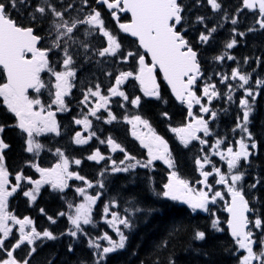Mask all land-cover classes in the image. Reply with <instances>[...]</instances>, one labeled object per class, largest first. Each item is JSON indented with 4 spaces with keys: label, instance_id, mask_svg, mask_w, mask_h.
<instances>
[{
    "label": "snow or ice",
    "instance_id": "6c2138e0",
    "mask_svg": "<svg viewBox=\"0 0 264 264\" xmlns=\"http://www.w3.org/2000/svg\"><path fill=\"white\" fill-rule=\"evenodd\" d=\"M82 3L83 8L90 10L82 16L67 19L66 13L75 8L71 3L66 7L61 3V8L58 9L51 0H39L33 8L31 0H0V68L6 75V82L0 83V97L3 98V104L7 111L13 114L16 119L14 125L0 124V252L3 253L0 256V264H30L31 258L37 252V241H55L65 235L72 237L73 241H78L81 236L85 237L87 248L92 251L93 264H107L111 254L126 249L129 233L135 227V214L145 211L136 206L139 202L135 200L129 201L132 214H129L128 209H125L123 216L118 211L113 210L118 207L115 201L110 205L105 204L102 209V218L115 232L118 239H113L107 232L99 236H91L84 226L93 224V206L100 199L101 193L90 194L88 189L94 186L102 189L105 185L102 182L94 185L85 176L70 171V160L59 148L56 149V154L60 160L53 166L43 168L36 163L30 164L40 174L39 179L34 180L32 177L26 176L23 170L15 173V183L9 179L13 174L8 170L5 162L4 153L10 147L3 137L6 127H15L21 134L25 135V150L34 155H39L40 150L44 147L37 140V137L47 133L60 135L56 112L51 109L52 105H56L57 111L69 110L65 103V97L71 94L74 87L72 81L77 76L76 60L74 59L76 53L70 51V48L76 42L75 33L77 29L82 25L88 26L89 30L85 32L86 36L98 34L106 38V46L97 50L98 56L116 57L119 55L121 61L125 63L129 58H133L136 59L138 67L134 71H122L115 75L114 84L108 87L107 95L102 94L98 83L94 86L95 90L88 87L83 93V98L79 101L85 108H88V113L82 119L74 118V123L83 125L86 131L89 130L92 127V121L88 116L98 120L102 119L98 115L101 109L107 111L108 120L106 122L111 123L116 120V116L108 110L112 97H120L123 101L138 107L141 103V97L135 96L130 99L122 90V86L129 79L139 82L144 96L162 99L160 85L157 83L155 75L158 68L163 74L164 80L171 86L175 99L187 105V114L192 118L190 122L181 127L172 128L171 131L177 135L180 144L185 148L189 147L193 141H199L202 146L201 152H205L203 146L212 148V155L219 156L221 161L226 162L228 172H221L219 167L212 164L211 158L207 154L198 156L195 158V165L202 179L196 180L195 183L202 185V187H194L193 182L178 174L176 161L168 142L156 133L147 119H143L140 115H134L131 119L125 117V120L132 125V135L147 149L146 160H140L131 155L111 137H108L106 141L100 140L99 142L101 144L107 143L113 153L117 150L123 153L122 160L117 162L110 156L106 157L99 149L88 155L86 159L97 163L110 160V170L114 174L129 173L137 168L153 169L155 162L162 161L170 171L167 182L163 183L156 195L171 201L182 202L193 213L197 211L210 213V205L216 204L218 200L224 201L225 193L215 190L214 185L224 186L230 196V200L225 201L224 210L228 213L227 229L234 245L231 254L237 256L238 264H254V262L255 264H264V219L260 216H255L254 219L249 218V214L254 213L255 209L250 207V201L246 198L244 186L241 183L245 172L240 170L242 167L240 162L243 160L250 165V157L256 154L252 150L258 147V143L250 131V116L254 114L255 102L260 93L250 85L251 73L241 72L238 65L231 70L230 75L218 74L221 76L220 83L225 84L228 90V101H233L234 86L231 83H226L227 81L237 80L239 83L235 87L243 90V96L239 99L242 115H237L235 127L232 128L233 133H240V138L234 144H227L221 150V145L226 143L225 140L217 139L214 144L209 145L208 140L199 135V133H203L204 137L211 135L209 121L203 116L194 115L192 111L194 105H199L202 113L208 114L211 119H215L217 112L207 105L211 104L213 98H219L222 93L218 92L214 83H206L202 89L203 96L197 95V82L204 74L201 70L197 51L194 50L191 42L185 38L187 30H180L183 28L184 13L187 8L182 0H96L97 4L106 6L120 31L136 38L138 48L143 49V53L140 51H127L125 53L117 36L105 27L101 12L97 8H91L89 0H82ZM201 3L202 0H195L196 5ZM207 4L211 6L214 12L222 9V4L218 0H207ZM83 8L79 11L82 12ZM25 9H30L26 17L29 21L28 25L18 22V19L13 17V12L16 13L17 17H20ZM244 10H249L255 14V25L258 27H249L247 32H238L233 28L232 31L235 35L226 44V49H232L236 46V35L243 37L248 33L264 31V0H241L240 7L237 8L236 13L231 18L233 25L238 24L236 17ZM120 13H130V22L121 23ZM224 18H229L227 13H225ZM45 20L49 22L52 30L48 32V35L52 37L50 41H47L48 46L42 45V41H46L47 38L37 34L36 29V25L42 24ZM196 21L204 24L205 17L197 16ZM205 29V32L199 34L200 43H207L217 30L216 27L209 29L206 25ZM81 47H84L85 51L89 50L83 42H81ZM53 51L63 53L61 62L63 70H57L50 61V53ZM146 56L151 57L150 63L146 62ZM215 59L219 61L235 60V57L225 52L224 55L217 56ZM248 60L249 58L246 57L244 63L247 64ZM260 62L258 57L257 63ZM42 73H49L55 80L54 99L47 108L39 96L30 97L29 95V90L39 94L47 86L42 79ZM108 75L111 76L112 73H108ZM254 83L256 89L264 88V80L257 79ZM204 97H207V104L202 103ZM90 98H98L91 107L92 100ZM120 106L123 107L124 105ZM163 115L168 116L166 112ZM138 125H143L147 132H138L136 130ZM95 136V132H90L87 138H82V133L77 131L74 143L85 145ZM72 162L76 165L82 163L81 159H75ZM210 164L212 165L211 170H205L206 165ZM103 175L104 173H101V176ZM209 177H213V183H209ZM71 179L84 183L85 187L75 189L76 193L83 198V202L75 205L74 213H58L59 216L67 215V219L72 225L65 232H61L59 236L48 229L38 231L33 226L34 221L30 217L24 216L21 219L9 211V198L18 191L22 192L23 196L28 198L31 203L37 200L42 186L50 185L52 190L63 192L69 187L68 181ZM23 183L34 187L24 190ZM260 183L261 181L257 179L248 187L255 189ZM73 207V204H67L69 210ZM40 211L41 213L44 212L43 209ZM152 211L154 210H148L149 214ZM210 215L213 219L209 229H193L188 246L184 249L185 252L191 251L205 257L209 255L207 251L194 247V244L205 242L210 233L224 231L221 227V221L215 217V213H210ZM48 220L52 224L56 223L52 216H49ZM10 222L11 225L19 226V235L15 242L9 245L6 244V241L14 237ZM29 226L31 227L29 228ZM253 229L259 231L258 237L257 232H254ZM186 231L182 224H176L172 234L179 236ZM102 242H106V245ZM169 243L170 241H163L159 247L167 249ZM22 246L27 247V252L24 258H18L14 253ZM74 250L75 244L69 243L67 251L72 253ZM49 264H51L50 261ZM79 264H88V261L81 260ZM165 264H178L174 250L165 258Z\"/></svg>",
    "mask_w": 264,
    "mask_h": 264
},
{
    "label": "trees",
    "instance_id": "16d2710c",
    "mask_svg": "<svg viewBox=\"0 0 264 264\" xmlns=\"http://www.w3.org/2000/svg\"><path fill=\"white\" fill-rule=\"evenodd\" d=\"M39 0H31L32 7L34 8ZM52 3L56 4L57 8H61V3L66 7L69 3L73 4L75 8L66 13V18L71 19L76 16H82L87 13L90 9L83 8L82 0H51ZM222 4V9L218 12H214L211 6L207 4V0H202L199 5L195 4V0H182V3L187 6L186 12L184 13L183 28L181 31L187 30L185 32V38L188 39L193 45L194 49L198 51L199 62L201 64V69L203 76L206 74H212L217 76L218 73H222L227 69L231 72L233 68L239 65L241 72L251 73L252 81L250 85L254 90L259 91L257 96L254 114L251 115V132L253 133L257 143L258 148L256 150V155H253V162L250 163L251 167L245 166L241 168V171L245 172L243 181L241 182L245 187V194L247 199L250 201V205L255 209L254 213H250L249 217L254 219L255 216H260L264 219V88L256 89L255 80H264V31H256L248 33L247 35L241 37L236 35L237 44L232 49H226V44L231 41L234 37L233 28L238 32H247L249 27H258L255 25L256 16L253 12L249 10H244L239 14L238 24L233 25L231 23V18L236 13V10L241 5V0H218ZM89 5L91 8L97 6L96 0H89ZM83 8V11L79 9ZM99 8V7H97ZM101 13L106 16L104 8H99ZM30 9L23 10L20 17L16 16L13 12V17L18 19V22L28 25L29 21L26 19L27 12ZM225 13L228 15V19H225ZM197 16H204V24H200L196 21ZM107 19V18H105ZM205 25L207 28L216 27V32L213 33L212 37L207 43H200L198 40L199 34L205 32ZM87 25L80 26L75 33V40L84 42V37L80 36ZM37 32L40 34H48L52 31L49 22L45 20L42 24L36 25ZM54 35V32L52 33ZM125 38V40L123 39ZM101 40L104 42L103 37L96 35V41ZM121 43L123 47L132 48L136 45L135 42L130 41L127 37L122 35ZM73 44L71 45L70 51H74ZM210 47L206 50V47ZM137 51L141 50L135 47ZM229 50L238 57V60L223 61L216 60L215 57L224 55L225 52L229 53ZM57 54L61 55V52L55 51ZM212 53V54H211ZM248 57V63H244V59ZM260 58V63H257V58ZM241 58V60L239 59ZM214 61V63H213ZM230 70V71H229ZM202 83V78L199 83ZM198 83L197 94L198 96H203L202 84ZM216 85L218 92L222 93L219 98H214L210 108L217 112V116L213 123L218 124L217 120L222 125L232 127L236 124L237 115H242V111L239 108V99L243 96V90L238 89L237 80H229L226 83H231L234 86L233 101L230 102L227 99L228 90L225 84H221L220 80L216 77L213 81ZM165 89V87H162ZM165 94L168 95V91L165 89ZM144 102V101H143ZM202 102L207 103V97H204ZM148 103H144L147 106ZM154 106V105H153ZM154 109V107H151ZM176 114L180 112V121L185 116L184 109H173ZM152 109L147 108V110H142L147 118L152 116ZM198 113V109L196 110ZM170 114V112H169ZM182 118V119H181ZM170 126L164 124L162 121V127ZM207 152V151H206ZM206 152H199L195 154V158L198 156H203L207 154ZM177 155V153H176ZM208 155V154H207ZM183 153L178 155L177 165L179 175L182 178L189 179L191 182L195 183L196 180L201 179L196 166L194 167L196 172L189 174L188 170L194 166V163L185 160ZM215 159H212L213 162ZM188 172V173H186ZM167 170L164 166H157L154 171H139L134 179H129L123 177L115 183L117 194L115 198L118 201V207L116 210L121 216L125 215V209H128L129 214H132V208L129 206V201H138L136 205L144 209L143 213L135 214V227L129 233V241L127 247L123 251H119L108 257L107 264H165V258L173 250L176 253V259L178 264H238L237 256L231 254L234 249L233 240L229 235L227 230V218L225 215V201L218 200L216 204L209 206L210 213H215V217L219 218L221 221V227L224 229L220 233H210L208 239L202 244L196 243L194 247L200 248L207 251L209 255L207 257L203 255H198L194 252H185L184 249L188 246L190 235L193 229L207 230L210 227L211 220L213 217L210 213L203 211L192 212L187 205L181 204L179 201H171L166 198L158 197L157 192L162 188L163 183H165L162 176L167 174ZM259 179L261 183L257 185L255 189L249 188L248 186ZM196 185V184H195ZM109 187V186H108ZM200 188L202 185L197 184ZM111 190L108 192V196L105 198H114L112 196ZM258 197V199H255ZM227 198V197H226ZM154 210L150 214L148 210ZM176 224H182L186 228V232H182L179 236L172 234L173 227ZM257 232V237L259 236V231L253 229ZM163 241H170L167 249H162L159 247ZM69 243L75 244V250L72 253L67 251V246ZM27 252V247L25 250ZM21 253V252H20ZM242 254V253H241ZM24 258V257H22ZM87 260L88 264H93L92 251L87 248V243L84 239L78 241L68 240L65 237H61L55 241H42L37 245V252L30 260V264H79V261Z\"/></svg>",
    "mask_w": 264,
    "mask_h": 264
},
{
    "label": "flooded vegetation",
    "instance_id": "af4514ba",
    "mask_svg": "<svg viewBox=\"0 0 264 264\" xmlns=\"http://www.w3.org/2000/svg\"><path fill=\"white\" fill-rule=\"evenodd\" d=\"M103 8H105L104 6H101ZM106 12V15H110V13L108 12V10L105 8L104 10ZM109 19V18H108ZM110 21V19H109ZM114 27L118 28V25L116 23V25ZM119 29V28H118ZM111 31V30H110ZM115 33H117L116 30H114ZM112 32V31H111ZM118 41L119 40V37ZM127 51H131V50H126L124 51L125 53ZM133 52L137 51L135 49L132 50ZM78 52L80 53L79 55H76L75 57L80 59V60H84V56L81 54L82 49L78 47ZM98 55H95L94 58H97ZM109 59H110V63H109ZM90 60V59H89ZM101 61L102 62H88L86 64H83L80 66V68L78 69L77 73L80 75L82 72H84L85 74H88L90 71H98L99 67L101 68H105L106 70L108 69V65L110 64V67L112 69V84H114V77L115 75H118L120 72L122 71H134L137 69L138 65H137V61L136 59L133 58H129L128 61L122 62L119 55H117L116 57H111V56H106V57H101ZM149 62L148 57L146 56V62ZM107 73V72H105ZM108 74V73H107ZM103 80V79H101ZM105 82H109L110 79L106 78V80H103ZM74 84V87L71 90V94L67 97H65V100L70 99L72 97L78 96L80 93H84L88 87H92L93 89L94 86L98 83L99 84V80H97L96 78H87V77H83L81 80L78 78V76H76V78L72 81ZM136 82L138 83V81H135L134 79H129L123 86H122V90L126 92V94L128 95V91L129 89L135 84ZM55 83V82H54ZM54 83L52 85V91L53 93H55V88H54ZM111 84V85H112ZM100 85V84H99ZM108 85H100V90L102 92V94L107 95V89H108ZM142 95L144 96V94L142 93ZM162 99H157L155 97H146L144 96L143 99H141V101L143 100L144 102L148 103L147 106L149 107H154L153 109V113L156 117V119L159 120V122H162L161 119V114L160 116H158L157 111H159V109H165L167 112H170L172 115V118L175 119L174 116V111L172 112L169 111V106L165 105L164 102L168 100H171L172 102L170 103V108L174 109V106H180L177 105L178 103L173 100V98L171 96H167V95H162L161 96ZM98 98H93L92 100V104L90 105L93 106L95 104V102L97 101ZM177 103V104H176ZM78 107H73V112L71 113L72 119H69L66 115V117L63 116H58L59 117V121L58 124L60 126V135H56L54 133H47L44 134L40 137H37V140L42 143V145L44 146L42 148V150H40L39 155H34L33 153H26L24 151H22V149H20L22 147V145L20 143H25V135L21 134L20 131L18 129H16L15 127H6L5 131L3 133V137L5 139V142L8 143L10 145V148L5 150V162L7 165L8 170L13 174L12 176L9 177V179L15 183L14 180V175L16 172L23 170L24 174L26 176H30L32 177V179H37L38 177V172H36L35 168L31 167L30 164L32 163H36L35 160L36 158H39V164H41L44 161V167L43 168H48L53 166L54 164L57 163V161L55 160V157L57 156L56 154V149L59 148L66 157H68L70 159V153L75 154L77 157L79 156V158L76 159H81L82 163L80 165H77V167H70V171H75L78 172L80 174H83L84 172V165H93L96 168H108L111 166V161L110 160H106V161H100L99 163L95 162V161H84L83 162V158L80 156V153H82V148L83 145H76L74 143V137H75V133L77 131L82 133V138H87L89 136V130H85L83 125H76L74 123V118H80L82 119L84 115H86L88 113V108H85L84 110L80 111V103L78 102ZM140 104H142V106H144V104L141 102ZM120 105H124L123 107H121ZM154 105V106H153ZM140 106V105H139ZM138 107H134L133 105L131 106L130 110L131 112H135L136 109L139 108ZM146 106V107H147ZM185 105H181V107ZM127 102L123 101L122 98L120 97H112L108 106V110H110L115 116H116V122L114 123L113 121L111 123L106 122L108 120V115H107V111L104 109H101L100 112L98 113V115H100L102 117V119H96L95 117L92 116H88V118L92 121V128H93V132L96 133L95 137H92L91 139V143L90 146L92 147L93 151H95L96 149H99L101 151V153L103 155H105L106 157H111L112 159L117 161V157H123V153L119 152L118 154L115 152L113 153L110 149V146L107 145V143L101 144L99 141L100 140H107L108 137L111 136V138H113L117 143H120L122 145V147H124L129 153V144L127 142V138L129 137L133 143V145L135 147H140L141 149H145L146 153H147V149L144 148L140 141L137 140L133 135H132V125L127 123V121L125 120V117H128L129 119H131L132 115L128 114L127 111ZM78 108L79 112L78 113H74V110H76ZM160 110V111H161ZM57 111V109L55 110ZM54 111V112H55ZM1 113V112H0ZM185 116L183 120H180L181 124H186L188 122L191 121V117L188 116V111L185 112ZM137 115V114H136ZM204 115H206L204 113ZM1 114H0V124H2V119H1ZM131 116V117H129ZM142 117V116H141ZM9 121L7 123H5V125H14L16 123V119L14 117L13 114L9 113ZM173 126L169 128V130L167 131V129L165 128H158V130H156V133L160 136H162L167 142L168 145L170 144L169 141L173 142V138H178L177 135L175 133H173L171 131L172 128L177 127L175 122L172 123ZM222 127L221 126V134H222ZM213 132L218 129V127H212ZM138 132H147V129H145L143 127V125H138L137 129ZM170 133V134H168ZM203 133H199V135L202 137ZM115 135V136H114ZM118 135V136H117ZM173 135L175 137H173ZM223 136V134L221 135ZM58 137V138H56ZM56 138V139H55ZM194 142V143H193ZM188 148V150L191 153H194L197 147H202L199 144V141H193ZM226 142V140H225ZM177 145V144H176ZM180 146H182L180 144ZM225 145H221V150L224 149ZM183 147V146H182ZM204 148H208V146H203ZM170 148V146H169ZM171 150V148H170ZM183 150L185 151V147L183 148ZM213 151V150H212ZM92 154V152H91ZM219 158V156H218ZM220 159V158H219ZM221 161V160H220ZM221 170H226L227 169V164H224V161H221ZM79 181V180H78ZM23 188L24 190H28L29 189V184L27 183H23ZM43 192V190L41 191V193ZM40 194L38 195V198L35 202H31L27 201L28 199L26 197L23 196L22 192L18 191L16 194H14V196L9 198V203H10V207L14 208V210L16 211V214H18V216H22V218L24 216H30L34 214H31L30 211L33 210H38V206H39V199ZM25 203H28L29 208L25 207ZM9 241V240H8ZM8 241H6V244L8 243ZM2 252H0L1 254Z\"/></svg>",
    "mask_w": 264,
    "mask_h": 264
},
{
    "label": "rangeland",
    "instance_id": "374dc122",
    "mask_svg": "<svg viewBox=\"0 0 264 264\" xmlns=\"http://www.w3.org/2000/svg\"><path fill=\"white\" fill-rule=\"evenodd\" d=\"M87 30H89V29H87ZM92 31H95V30H92ZM85 39L84 40H86V42L89 44L90 43V41H91V38H90V36H86V35H84L83 36ZM210 47L208 46V47H206V50H208ZM89 49V48H88ZM232 50H229V55H232V56H234L235 57V55L231 52ZM84 52H85V55L86 56H88V55H90L91 54V52H90V50H87V51H85V48H84ZM212 54V53H211ZM235 59H237L238 60V57H235ZM240 60H241V58H239ZM228 62L229 61H233V62H235V60H227ZM213 63H214V61H213ZM230 71V70H229ZM231 73V72H230ZM218 74H229V72L227 71V69H225V71L224 72H222V73H218ZM230 75V74H229ZM217 78V79H221V76L220 75H217V76H213L212 74H206L205 76H203L202 77V80H203V82L201 83H199V81L197 82V84L199 83V84H202L203 86L206 84V83H211V81H213V78ZM98 78H100V79H103V80H106V78H108V79H112V75L111 76H109L107 73H105V72H101V73H99L98 74ZM112 84V82L110 81L109 83H103L102 85L103 86H105V85H111ZM203 89V88H202ZM40 99H41V101H42V103L44 104V100H43V97H39ZM54 99V94L53 93H51V95L49 96V98H48V101H50L49 103H45L44 105H45V107L47 108V106L51 103V101ZM214 99V98H213ZM0 106H5L4 104H3V98L2 97H0ZM6 107V106H5ZM57 109V106L56 105H52V111H55ZM198 109V113L197 112H195V115L196 116H202V113L199 111V107L197 108ZM56 112V117L58 116V114H63V112H61V111H55ZM114 123L116 122V120H114L113 121ZM216 126V125H215ZM215 126H212V127H215ZM212 127H209L210 128V132H211V135H209V136H207V137H204V136H202V138H204V139H206V140H208V142H209V145H211V144H214L215 143V141L217 140V139H221V140H226V136L225 135H223V136H221V135H217V134H215L214 132H213V129H212ZM90 132H93V128L91 127L90 129H89V134H90ZM203 135V134H202ZM111 137V136H110ZM90 141V140H89ZM89 143V142H88ZM87 143V144H88ZM194 143V142H193ZM86 145V144H85ZM21 149V148H20ZM182 152V151H181ZM144 157L145 158H147V154H144ZM174 158H175V154H174ZM175 161H176V159H175ZM109 169H111V166L109 167ZM138 169V168H137ZM137 169H135V170H137ZM223 172V171H222ZM225 172H228V170L227 171H225ZM130 173L131 172H129V173H124V174H129L130 175ZM224 173V172H223ZM40 178V174H38V177H37V179H39ZM35 180V179H34ZM217 186L218 187H223L224 188V186H222V185H218L217 184ZM32 187H34L33 185H29V189H31ZM43 187H45V185L44 186H42V188H41V191L43 190ZM28 189V190H29ZM222 192H224L225 193V190L223 189V191ZM41 193V192H40ZM39 193V194H40ZM226 195V194H225ZM28 199V198H27ZM28 201H29V199H28ZM81 202H83V198H82V201ZM80 202V203H81ZM79 204V203H78ZM75 205H77V204H73V208L71 209V210H67V212L69 213V212H73L74 213V210H75ZM94 212V211H93ZM92 216H93V213H92ZM102 218V217H101ZM110 218V217H109ZM102 220H103V218H102ZM103 222H104V220H103ZM10 225H11V222H10ZM12 227H13V232H14V235H19V232H18V229H19V226L18 225H11ZM30 227V226H29ZM26 230H28V229H26ZM105 232H107L110 236H112L113 237V239H118V237H116V234H115V232L110 228V230L109 231H105ZM103 234V233H102ZM101 234V235H102ZM10 241H12V239L10 240ZM102 243H104L105 245H106V242H102ZM3 255V253H1L0 254V256H2Z\"/></svg>",
    "mask_w": 264,
    "mask_h": 264
},
{
    "label": "water",
    "instance_id": "95a60500",
    "mask_svg": "<svg viewBox=\"0 0 264 264\" xmlns=\"http://www.w3.org/2000/svg\"><path fill=\"white\" fill-rule=\"evenodd\" d=\"M127 14H129V16H130V13H127ZM131 17V16H130ZM131 39L132 38H134V37H131L129 34H127ZM134 39H136V38H134ZM138 42V41H137ZM143 50V49H142ZM151 58V57H150ZM162 76H163V74H162ZM166 86H167V88L170 90V92H171V94H172V96L175 98V96H174V94L172 93V90H171V86L170 85H168L167 84V82H166ZM176 100V99H175ZM179 103H181L180 101H178Z\"/></svg>",
    "mask_w": 264,
    "mask_h": 264
}]
</instances>
